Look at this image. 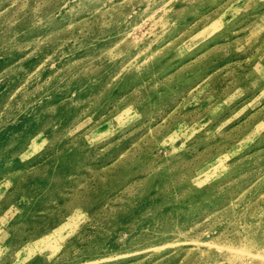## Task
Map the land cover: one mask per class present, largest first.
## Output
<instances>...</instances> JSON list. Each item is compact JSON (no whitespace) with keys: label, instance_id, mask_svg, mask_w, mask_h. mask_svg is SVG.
I'll list each match as a JSON object with an SVG mask.
<instances>
[{"label":"rangeland","instance_id":"1","mask_svg":"<svg viewBox=\"0 0 264 264\" xmlns=\"http://www.w3.org/2000/svg\"><path fill=\"white\" fill-rule=\"evenodd\" d=\"M0 264H264V0H0Z\"/></svg>","mask_w":264,"mask_h":264}]
</instances>
